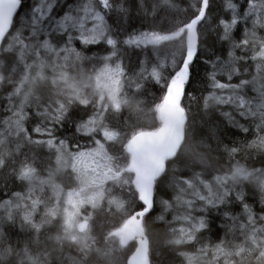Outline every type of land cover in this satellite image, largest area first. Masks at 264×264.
Instances as JSON below:
<instances>
[{"label": "snow or ice", "instance_id": "obj_1", "mask_svg": "<svg viewBox=\"0 0 264 264\" xmlns=\"http://www.w3.org/2000/svg\"><path fill=\"white\" fill-rule=\"evenodd\" d=\"M186 2L64 0L58 11L61 0H35L21 18L22 0H0V90L11 88L0 97V264H173L153 250L150 217L167 226L166 246L182 264H264V207L256 213L243 192L254 184L264 205V0ZM160 12L183 18L166 33L127 31L134 15L154 21ZM170 43L177 49L164 50ZM102 44L103 57L85 54ZM123 49L143 58L131 66ZM201 56L207 95L197 99L186 89ZM149 85L161 94L142 121ZM81 111L86 118L74 119ZM69 121L73 137L60 138ZM229 128L255 138L230 147ZM249 150L261 167L236 159ZM214 151L235 162L219 172ZM9 184L25 190L6 193ZM216 219L212 242L205 234ZM5 226L26 241L13 242Z\"/></svg>", "mask_w": 264, "mask_h": 264}, {"label": "trees", "instance_id": "obj_2", "mask_svg": "<svg viewBox=\"0 0 264 264\" xmlns=\"http://www.w3.org/2000/svg\"><path fill=\"white\" fill-rule=\"evenodd\" d=\"M68 2H71V0H68ZM240 2L243 3V0H240ZM63 3H64V0H61V8L58 11L63 10ZM175 3L180 5V6L182 5L181 6L182 8L187 7L186 0H175ZM28 6H29L28 0H24L23 9L19 12V16L21 18L25 17L28 14L27 10L28 11L31 10V8H28ZM217 10H218V8H217ZM162 18H166V19H162ZM182 18H183L182 14L173 16V15L166 13V12H160L158 14L157 19L154 21L153 20H144V19L134 15L133 18L127 22L128 24H126L125 27H126L127 31L131 32V31L136 30V29H142V30L148 29L149 25L154 24L155 27L153 28V30H156V31H159L162 33H166L168 31V21L169 20H171L172 23H175L176 20H179ZM109 22L111 23V21H109ZM162 23H163V25H161ZM236 35H237V37H239L240 33L237 32ZM123 38L124 37L122 36L121 39H123ZM213 44H215L214 38H209L207 46L209 48H211L213 46ZM77 47L79 49V45H77ZM162 47L164 50L174 51L177 49L178 45L176 43H170V44L164 45ZM223 47L226 49L227 45H224ZM107 49H108V46L103 45V44L100 46H93L91 51H89L85 54L88 56L103 57L104 55L107 54ZM123 51L126 54V57H125L126 63H128L131 66H135L137 63V60L143 58L141 56V53L139 50L123 49ZM218 54H220V53H218ZM225 56H226V53H225ZM205 59H206L205 56H201L200 63H198L196 65L198 79L193 83L191 88L186 89V91H191L197 97V99H199L201 94L207 95V90L205 87L206 81H203V79H202L204 77V69H205L204 60ZM92 63L95 64L96 62L93 61ZM96 66L99 67L100 65L96 64ZM90 67H91L90 64H88V63L84 64L85 69H89ZM249 73H250L249 75L244 77L245 79L250 80L253 75H257L254 68H252V67L249 68ZM260 82L264 83V80H261ZM9 91H11L10 87H7L3 90H0V97L6 96L7 92H9ZM160 94L161 93L156 88L149 85L147 93L143 97H141V99L146 101L145 104L141 105V107L143 108V113L138 114L142 121H151L152 120L150 108L152 107L153 100L155 98L159 97ZM253 94L254 93L249 89L248 95L251 96ZM13 102L15 103V101H13ZM6 103H7V101L5 99L0 98V108H3L6 105ZM224 110L230 111V109H227V108H225ZM1 115L3 116V115H5V113L0 112V116ZM80 118H86L83 111L79 112L77 115L74 116V119H76V120H79ZM190 118L195 120L198 126L202 123V121L204 119L203 113H202V111H201V109L197 103L192 104ZM217 119H218V117H217ZM236 119L239 120L241 124H245V121L240 119L239 116H237ZM156 126H158V125H156ZM198 130L201 132V134H204L202 128H199ZM73 134H74V126H73V123L71 121L67 122L66 126L57 129V135L60 136V138L73 137ZM241 134L242 133H240L238 130L229 128V129H227L226 137H222L223 143L225 145H228L231 147L232 146L231 141L235 140V141H240V142L246 143V142H250L252 139L255 138L251 134V132H249V135L248 134L247 135H245V134L241 135ZM262 135H264V133H262ZM75 138L78 139L81 143L86 142L79 135H77ZM69 143L71 144L72 141L70 140ZM212 147L215 148L216 145L213 143ZM212 155L216 158V163H215L214 167H215V169L219 170V172H221V173L224 170L230 168L231 163L235 162V161L229 162L228 157L219 151H214L212 153ZM246 156L248 157L247 160L241 159L240 156H237L236 159L240 160V162L242 164H245L250 169L254 168V167L259 168L262 166L261 163L259 162L261 157L255 151L249 150L246 153ZM197 170L203 171L202 169H197ZM213 174H217V173L214 171ZM210 178L211 177L208 174H206L204 176L205 180H208ZM58 183H60V181H58ZM61 183H64V182L61 181ZM22 188L23 187H19L15 184H9L8 188L5 189V192L7 193L8 190L9 191H11V190L12 191H23V190H25L24 188L23 189ZM165 191L167 192V194H165V192H162L161 196L164 199H170L171 198L170 190H165ZM243 192L245 193L246 202L253 206V209L256 213H259L261 207H264V205H262L260 203L261 197H260L259 190L255 187L254 184L246 183L244 185ZM0 199H3V197H0ZM232 211L235 213L240 212L241 211L240 205L238 203L234 204ZM159 212H160V209H159V207H157L154 215L159 214ZM151 220H152V217H150L148 222H146V228L148 230V235H149V239L152 243L153 250L161 252L165 257H167V260L172 261L173 264H182L180 258L171 255L170 250L166 246V241L171 238L169 235V230H168L167 226L161 222H151ZM219 223L220 224L223 223L222 219L214 220V222L212 223V231L205 234L206 237H210V240L212 242H215L219 238V236L217 234V228L220 225ZM175 226L179 227L180 225L177 224ZM4 231L7 233L8 236H10L9 238L13 242L19 241L20 243H23L27 239V237L24 235V233L22 234V232L19 231L18 228H12V230H11L9 227L5 226ZM182 250L191 251L192 249L190 250V248H186V249H182ZM127 254H129V253H125V255H127ZM122 258L123 257H121V259Z\"/></svg>", "mask_w": 264, "mask_h": 264}, {"label": "rangeland", "instance_id": "obj_3", "mask_svg": "<svg viewBox=\"0 0 264 264\" xmlns=\"http://www.w3.org/2000/svg\"><path fill=\"white\" fill-rule=\"evenodd\" d=\"M28 3H29L28 8H32V5L35 3V0H28ZM27 13L29 14L30 11L27 10ZM22 18H23V17H22ZM241 211H242V210H241ZM241 211H240V212H241ZM240 212H237V214H239Z\"/></svg>", "mask_w": 264, "mask_h": 264}, {"label": "bare ground", "instance_id": "obj_4", "mask_svg": "<svg viewBox=\"0 0 264 264\" xmlns=\"http://www.w3.org/2000/svg\"><path fill=\"white\" fill-rule=\"evenodd\" d=\"M23 3H24V0H23ZM182 6V5H181ZM164 22V21H163ZM130 23V22H129ZM146 23V22H145ZM128 24V23H127ZM154 25V24H153ZM161 25H163V23L161 24ZM148 26V25H147ZM145 27V26H144ZM159 27V26H158ZM172 48V47H171ZM194 95V94H193ZM2 116V115H1ZM242 135V134H241ZM249 135V134H248ZM225 160V159H224ZM224 162V161H223ZM221 163V162H220ZM227 163V162H226ZM225 167V166H224ZM224 170V169H223ZM206 175V174H205ZM204 178V177H203ZM60 183H61V181H60ZM10 188V187H9ZM14 189V188H13ZM18 189V188H17ZM23 189V188H22ZM21 189V190H22ZM9 191V190H8ZM7 191V192H8ZM12 191V190H11ZM217 223V222H216ZM220 224V223H219ZM216 229V228H215ZM12 230V229H11ZM18 231V230H17ZM18 234V233H17ZM23 234V233H22ZM12 235V234H11ZM25 235V234H24ZM23 236V235H22ZM219 236V235H218ZM10 237V236H9ZM18 239V238H17ZM19 242V241H18ZM191 250V249H190Z\"/></svg>", "mask_w": 264, "mask_h": 264}, {"label": "flooded vegetation", "instance_id": "obj_5", "mask_svg": "<svg viewBox=\"0 0 264 264\" xmlns=\"http://www.w3.org/2000/svg\"><path fill=\"white\" fill-rule=\"evenodd\" d=\"M22 9H23V3H22ZM22 9H21V10H22ZM21 10H20V11H21ZM20 11H19V12H20Z\"/></svg>", "mask_w": 264, "mask_h": 264}, {"label": "water", "instance_id": "obj_6", "mask_svg": "<svg viewBox=\"0 0 264 264\" xmlns=\"http://www.w3.org/2000/svg\"><path fill=\"white\" fill-rule=\"evenodd\" d=\"M22 3H23V0H22ZM20 11V10H19Z\"/></svg>", "mask_w": 264, "mask_h": 264}]
</instances>
